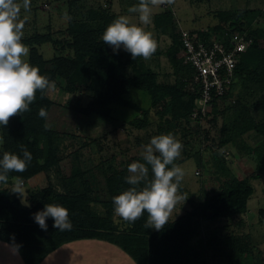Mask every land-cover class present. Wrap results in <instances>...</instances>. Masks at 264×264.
Masks as SVG:
<instances>
[{
	"label": "trees",
	"instance_id": "1",
	"mask_svg": "<svg viewBox=\"0 0 264 264\" xmlns=\"http://www.w3.org/2000/svg\"><path fill=\"white\" fill-rule=\"evenodd\" d=\"M80 1H67L71 19H68L63 30L65 37L60 42H63L62 48L68 54L55 55L46 60L38 48L50 42V35L34 34L23 39L30 50L27 60L31 65L39 67L41 75L54 81L61 78L67 83H71L74 77L79 78L78 82L86 81L88 89L92 91L89 111L103 116L109 115L108 106L113 103L139 110L122 96L130 88L145 91L151 98L150 107L139 110L141 118H134L130 125L139 128L147 122L150 113L157 115L160 129L183 140L182 154L175 161L176 164L184 158V151L189 154L191 148H184L188 147L186 143L194 135L200 136L199 142L203 145V150L211 151L214 159L217 158V152L226 159L224 148L250 131L260 136L264 145V28L253 26V21L259 15L258 10H247L238 18L230 11H221L218 13L219 23L211 31H191V35L206 40L227 24L235 30H247V38L251 39L247 49L239 54L230 91L220 99H234V103L220 108L215 101L212 110L202 119L214 125L218 116L229 114L227 125L219 132L223 133L224 138L218 139L219 143H216V138H212L208 130L199 129L196 134H191L189 123L193 121L191 114L196 107L197 96L185 87L184 80L191 77L192 70L183 65L181 57L177 56L181 51L179 32L173 33L166 51L171 60L174 81L158 82L157 74L146 66L142 57L133 58L130 53L114 54L109 45L102 41L106 26L119 15L106 13L104 9H100V4L96 5L97 8H89L87 12L79 11L76 6ZM170 16L167 15L168 18ZM124 62L133 68L132 77L124 75ZM68 90H71L70 87H67ZM46 92L47 90L37 91L35 101L29 106L30 111L11 117L6 127L0 126L4 137L0 158L6 151L22 156L24 147L32 154L27 170L23 173H9V181L17 175L23 181H30L39 173L47 174L53 169L60 177L61 191H56L48 182L45 189L29 193V206L21 203L18 198L9 196L7 189H0V241L9 244L10 238L14 237L15 243L20 245L17 255L23 264H40L49 253L75 241L106 242L120 249L134 264H210L208 247L217 245L220 248L216 252L224 251L225 254H219L226 256L228 264H254L240 262V256L247 251L241 249L235 237L207 244L199 241L191 244L196 233L194 218L213 221L246 211L247 202L253 194L248 178L232 177L220 191L202 201L197 209L169 222L160 231L145 227L147 213L132 224L123 220V226H117L112 217V198L129 187L125 183L129 174L126 169L115 171L110 163H106L109 175L105 176L104 185L108 200L103 202L104 212L96 213L92 207L95 203L93 187L85 173L72 165L66 174L60 170L66 159L62 151L63 133L48 129L46 118L38 116L41 107L48 112L52 105ZM254 114L258 115V119ZM139 162H143L142 157ZM217 163L221 171L227 172L222 163L218 160ZM51 203L68 209L71 230L60 231L54 228L51 218L46 221L47 231L41 230L35 223L32 214Z\"/></svg>",
	"mask_w": 264,
	"mask_h": 264
},
{
	"label": "rangeland",
	"instance_id": "2",
	"mask_svg": "<svg viewBox=\"0 0 264 264\" xmlns=\"http://www.w3.org/2000/svg\"><path fill=\"white\" fill-rule=\"evenodd\" d=\"M67 1L31 0L30 11L26 12L23 8L21 9L20 18L27 17L23 28V39L34 34L51 36L50 42L38 48L46 60L55 55L69 53L62 48L61 43L63 42H60L65 37L63 30L68 22L65 14L70 17ZM97 4H100V9H104L106 13L130 17L133 23H137L153 34L157 49L150 59H142L146 66L157 74L158 82L164 83L174 81L171 60L166 51L173 33L179 32L180 29L195 32L211 31L214 26L218 25V13L221 11H230L234 17L238 18L250 9L259 11L258 17L253 21V26L264 28V0H147L150 16V23L147 25L141 23L139 17L142 13L139 10L130 11L139 9L140 0H81L76 9L87 12L91 7L97 8ZM168 14L171 15L169 18ZM155 18L158 19L155 20ZM225 26L215 33L224 34L227 29ZM109 47L113 52L112 47ZM118 53L129 54L122 47ZM177 56L180 57L181 54ZM123 65L124 75L132 77L131 65L127 62ZM78 79L74 77L71 83H67L64 79L56 78V90H47L46 94L52 101V105L45 124L52 131L63 133L62 146L64 148L62 151L66 159L61 164L60 170L66 174L68 168L75 166L85 173V177L89 179L93 187L95 199V203L92 204L93 210L102 214L104 212L103 202L108 200L104 185V178L109 175L107 165L110 163L115 171L126 169L128 173V165L139 161L142 157V146L149 143L151 137L169 132L159 128L158 116L153 113H150L144 126L136 128L130 125L134 118H141L142 113L139 110L150 107L151 98L145 91L130 88L122 96L125 101L138 107L139 110L113 103L108 106L109 115H97L89 111L92 91L88 89V83L78 82ZM67 87L71 90L67 91ZM254 115L258 119V115ZM228 121L229 114L227 113L218 116L214 125L208 123V120H196L190 121L189 127L191 134L197 133L199 129L208 130L210 136L216 138L215 142L219 143L218 139L224 138L223 133L219 132ZM199 139L198 135L190 137L189 143H186L188 147L184 148L185 150L191 148L189 154L184 151V158L182 157V161L178 164L185 172L181 191L187 194L188 198L179 212L177 209V213H174L176 215L173 220L197 209L202 201L220 191L232 177L248 178V182L253 187V194L247 202L246 211L230 218L213 221L200 217L194 218L196 233L191 244L198 241L207 244L226 237H235L241 249L247 251L240 256L241 263L246 261L264 264V145L262 138L251 131L245 133L230 143L228 148H224L226 159L220 155V152H217V158L214 159L211 151L203 150ZM179 140L183 143L182 139ZM193 152L195 153L192 154ZM217 160L223 164L227 172L219 169ZM48 182L54 186L56 191H61L60 177L55 169L47 174L39 173L30 181H24L20 193L13 192L12 180L7 185H0V189H7L9 196L16 197L21 203L29 206V193L45 189ZM112 217L117 226H123V220L120 217L115 213ZM208 248L210 264H228L226 256L223 255L225 252L222 250L219 252L223 254L216 252L220 245ZM130 261L126 258V263H123L130 264ZM110 263L105 259L104 264Z\"/></svg>",
	"mask_w": 264,
	"mask_h": 264
},
{
	"label": "clouds",
	"instance_id": "3",
	"mask_svg": "<svg viewBox=\"0 0 264 264\" xmlns=\"http://www.w3.org/2000/svg\"><path fill=\"white\" fill-rule=\"evenodd\" d=\"M30 11L31 0H0V126H7L9 119L30 111L37 91L56 90V83L40 69L27 60L29 48L23 43L25 19L20 18L21 9ZM139 19L143 25L150 23L147 0H140ZM66 19H71L65 14ZM102 41L112 47L114 54L123 48L133 58L150 59L157 49L153 34L144 27L133 23L128 16H119L108 24L102 34ZM38 116L47 118L46 108L41 107ZM2 133V132H0ZM4 137L0 134V146ZM143 162L134 161L127 167L130 174L125 178L129 185L112 198L113 211L125 222L132 224L147 213L146 228L160 231L172 221L177 209L183 206L188 195L181 191L185 176L183 168L176 164L182 154L183 144L171 132L151 137L142 146ZM32 161V154L26 147L22 156L4 152L0 158V184L9 183V173H23ZM151 172V176H149ZM13 192L20 193L24 184L21 176L11 177ZM41 230L47 231V219L51 218L53 227L60 231L71 230L68 209L51 203L43 210L32 214ZM9 244L3 245L13 254H18L20 245L14 237Z\"/></svg>",
	"mask_w": 264,
	"mask_h": 264
},
{
	"label": "built area",
	"instance_id": "4",
	"mask_svg": "<svg viewBox=\"0 0 264 264\" xmlns=\"http://www.w3.org/2000/svg\"><path fill=\"white\" fill-rule=\"evenodd\" d=\"M226 28L224 34L214 33L206 40L191 35V31H179L180 57L183 65L192 70L191 77L184 80L185 87L197 96L191 114L193 121H202L215 101L220 108L234 103V99H220L230 91L239 54L247 49L251 39L245 29Z\"/></svg>",
	"mask_w": 264,
	"mask_h": 264
},
{
	"label": "crops",
	"instance_id": "5",
	"mask_svg": "<svg viewBox=\"0 0 264 264\" xmlns=\"http://www.w3.org/2000/svg\"><path fill=\"white\" fill-rule=\"evenodd\" d=\"M5 244L0 241V264H23L17 254L3 246ZM126 258L131 260L120 249L106 242L75 241L49 253L40 264H104L105 259L110 264H124ZM130 264L134 263L130 261Z\"/></svg>",
	"mask_w": 264,
	"mask_h": 264
}]
</instances>
